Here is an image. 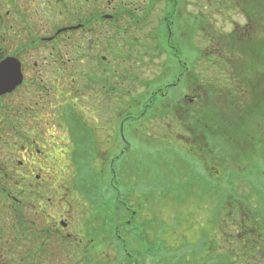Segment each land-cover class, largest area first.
Masks as SVG:
<instances>
[{
	"label": "flooded vegetation",
	"instance_id": "1",
	"mask_svg": "<svg viewBox=\"0 0 264 264\" xmlns=\"http://www.w3.org/2000/svg\"><path fill=\"white\" fill-rule=\"evenodd\" d=\"M158 1L0 0V190L37 243L67 256L60 264H85V257L95 255V171L103 182V171L109 170L110 179L118 177L117 183L106 182L117 191L131 138L144 137L141 117L147 109L154 104L161 110L156 116L165 115L169 125L181 121L178 106L165 103L172 101L174 87L168 85L175 82L163 86V75L187 77L183 100L192 106L199 99L193 96L194 59L183 62L182 71L176 63L165 72L163 54L180 52L174 38L179 1L170 0L172 15L166 12V22L149 29L148 13ZM153 63L155 81L149 82ZM138 82L140 87L133 86ZM103 94L117 100L120 118L95 120V106L106 109L95 99ZM131 94L146 101H137L142 107L135 113L124 101ZM103 138L112 143L105 159L102 151L95 155V140ZM117 199L129 209L125 199ZM131 211L129 231L140 227L149 238L142 225L132 224L136 211ZM74 256L80 262H72Z\"/></svg>",
	"mask_w": 264,
	"mask_h": 264
},
{
	"label": "rangeland",
	"instance_id": "2",
	"mask_svg": "<svg viewBox=\"0 0 264 264\" xmlns=\"http://www.w3.org/2000/svg\"><path fill=\"white\" fill-rule=\"evenodd\" d=\"M178 1L177 12L179 21L176 27L174 26V38L176 44L180 47V55H183L182 57L188 59V61L194 59L195 63L198 60L199 53L206 56L210 55L211 50L207 47L205 34L209 33L211 29H215L222 37H227L236 28L239 31H244L246 28L248 21L246 14L239 9L228 11L227 6H225L228 4L226 1L220 3H218L220 0ZM253 10L256 21L258 20L259 22L255 23V34L248 40H251V50L256 60V54L261 51V48H264V11L261 14L258 5L253 6ZM172 11L173 6L170 0L158 1L153 7V12L151 14L148 13V28L159 29L164 22L163 19L166 12L172 15ZM188 14H190L189 17ZM191 14H194L196 18L195 25L193 26L189 24V19H193ZM242 28L244 29L242 30ZM167 29V27H163V30L166 32ZM204 30L207 33H204ZM165 31L162 33L164 43L167 39ZM245 48L250 49L248 43H246ZM225 54L229 55L227 51H225ZM242 55L244 59L250 60L244 53ZM160 59L159 61L162 60L164 62L165 72L177 66L174 60L171 61L168 53L163 54L162 59ZM155 64L153 63L147 69V79L149 82L155 81ZM255 67L257 71H260V69L264 70V64L262 66L258 59ZM194 69L195 73H199L203 69V63L198 61V64L195 63ZM206 76L207 78L212 76V70L209 67L206 69ZM165 79L167 81L163 83H169L174 79V76L165 74L163 75V80ZM133 86L140 87L139 82ZM184 88L186 90V87L180 84L178 89L174 88L172 90L171 95H173L172 100L175 99V106L178 103L180 105L187 103L186 100H183ZM196 90L195 86L193 96L198 97L199 99L197 100H200V95L196 94ZM260 94L264 95V83L259 88ZM202 95L203 98L207 99L206 92H202ZM259 95L254 96L252 94L253 101L261 100L262 98ZM96 98L99 99L101 105L103 104L102 106L106 109L103 111L101 108L99 109L95 106V120L99 118L103 121H111L120 118V116L118 117V110L115 109L117 106H114L117 100L111 101L104 94L95 96ZM244 98L246 99V96ZM124 101L126 102L125 105H131L132 113H135L138 108L142 107V104L138 105L137 101L146 102L145 100H141L136 94L127 95ZM263 102L262 105L264 107ZM194 105L189 107V115L194 113ZM180 109L178 106V111L181 113ZM182 114L185 115V110L182 111ZM189 118L193 121V116H189ZM141 121L143 125L141 132L144 137L131 138L130 150L124 157L127 168L125 173L121 175L122 182L118 185L117 191H112V195L114 197L118 195L128 202L127 207L130 210L124 206H119L126 211V218L129 215L131 216V210L136 211L132 224H136L137 227L138 225H142V229H146L145 232L148 234L149 241L154 244H151L150 249L147 241L142 240L144 233L140 227H138L136 233L133 230L132 233H127L125 226L119 228L118 232L121 233H119V236L123 237V240H127L126 243L123 241L119 242L113 234L109 233L110 225H106L107 220L105 221L102 217H105L107 214L112 215L116 213V208L106 205V200L102 196L104 193L100 190L99 195L102 197V200L99 202V206L97 205V201H95V255L85 257L84 263L109 264L110 261H113L116 264L117 262H125L126 253L120 250L119 246L122 243L125 244V248L129 252L138 255L139 260L142 255L137 253H141L140 251H142L143 254L147 255V252L151 251L152 259L147 258L146 264H230L227 263L226 258L223 263L218 254L223 253L225 256L226 252L228 254L232 252L226 248L227 240L223 234L226 229L228 232H232L231 226L229 227L228 225L233 219L231 214L233 212L236 215L241 214L243 210L255 213L262 212L261 209H264V197L259 199L258 194H255L251 201L243 202L244 205L239 208V212L230 204L232 202L226 197L227 194L234 195L233 197L230 196L231 198L252 196V189L255 187L253 178L249 177L246 182L243 178L238 179L239 181L235 180L233 189L228 187L225 177L221 183H213L210 178H207V175L212 174L213 166L220 167L219 161H213V164L210 163L207 168L204 166L205 164L202 159L204 155L200 149L198 147L197 149L189 148V145L186 143L189 135L187 136L188 132L186 128L181 126L183 121L177 124L171 122L169 125V119L162 121L155 118L145 119L143 116L141 117ZM241 129L243 132H248L255 136V141H262L264 143V136L256 129V125L252 121L245 120ZM184 136L185 138L182 139L181 137ZM105 138H103L102 142L95 140V155L102 151L99 156L103 159L108 157L110 154L108 151L112 149L110 148L112 143L105 141ZM246 151L244 152L245 157L241 158L239 162L250 165L247 159H255L253 165L256 161L258 162V170H263L264 147L257 152L258 155L255 154L254 156L250 154L252 152L250 149ZM222 152L224 151L222 150ZM222 152L220 155H222ZM233 153L235 152L229 149L228 157L236 161V154L233 157ZM96 164L100 166V160L96 161ZM108 173H110L109 170L103 171V176L106 177L104 182L100 177V182L95 178V183L97 185H100L101 181L103 184H106V182L110 183V181L117 183L118 177L116 180L114 178L110 179ZM222 173H224L223 170ZM85 175H87L86 177L91 176L90 173H86ZM261 179L264 180L263 177ZM256 184L260 186L257 189L264 190V184L259 183L257 179ZM0 198L1 201L4 200L3 197ZM76 219L79 220L80 215L76 214ZM113 223L111 226H115L116 223ZM236 223L233 224L235 225ZM223 225L224 228L222 229L221 226ZM57 259H59L57 264L68 260L67 256ZM236 259L238 260V257Z\"/></svg>",
	"mask_w": 264,
	"mask_h": 264
},
{
	"label": "trees",
	"instance_id": "3",
	"mask_svg": "<svg viewBox=\"0 0 264 264\" xmlns=\"http://www.w3.org/2000/svg\"><path fill=\"white\" fill-rule=\"evenodd\" d=\"M224 1L228 3L225 5L228 11L239 9L246 14L248 18L246 28L244 31H239L236 28L227 37H222L215 29H211L209 33L204 30V33H207L205 34L207 47L211 50V53L207 56L199 53L198 60L195 62L197 64L198 61L203 63V69L199 73H195L196 94L200 95V100L195 101L194 113L190 115L189 107L191 105L188 102L184 105L183 103L181 105L178 103L177 105L181 108V113L179 112V118L183 121L181 126L186 128L188 132L187 136L189 135L186 141L189 148L197 149L198 147L200 149L204 155L202 159L206 168L213 161H219L220 167H214L212 165V174L207 175V178H210L213 183H221L225 177L230 189L234 188L235 180L239 181L238 179L243 178L246 182L249 177L253 178L255 187L252 189V196L231 198L234 195L227 194L226 198L232 202L230 204L239 212V208L244 205L243 202L251 201L255 194H258L259 199L264 197V190L257 189L260 186L256 184V179L259 183L264 184V180L261 179L262 177L264 178V169L261 171L258 170V162L256 161L253 165L255 159H247L250 165L239 162L241 158L245 157L244 152H247V149H250L252 151L250 154L254 156L255 154L258 155L257 152L264 147L262 141H255V136L248 132H243L241 129L243 122L250 120L264 136V107L262 105L264 95H259V88L264 83V70L260 69V71H257L255 67L257 59L262 66L264 64V48H261V51L256 54L257 58L255 60L253 51L251 50V40H248L255 34V23L259 22L258 20L256 21L253 6L258 5L259 11L261 10V14H263L264 0H220L218 3ZM165 33L168 35V31H165ZM165 43L166 46L167 42ZM246 43L249 44L250 49L245 48ZM225 51L229 55H226ZM167 53L171 61L174 60L175 63L180 64L181 71L183 62L186 65L189 62L188 59L182 57L183 55H180V52L177 54V52L170 49ZM242 53L248 56L250 60L244 59ZM207 67L212 70V76L210 78L206 76ZM164 81H167V79ZM172 81L175 82V85H168L170 88L174 87L178 89L180 84L186 88L188 87L187 77L179 81L174 77ZM166 85L167 82L163 83V86ZM202 92H206L207 99L202 97ZM252 94L254 96L259 95L262 99L253 101ZM245 96L246 99L244 98ZM168 102L174 106L176 104L175 99L172 101L165 100V103ZM165 106L169 108L168 105ZM168 108L164 110L165 114L170 110ZM183 110H185V115L182 114ZM160 111L153 104L150 106V109H147L143 117L145 119H159L160 115L156 116V113ZM189 116H193V121ZM165 119L167 117L162 115V121ZM229 149L235 152L232 155L234 157L236 154V161L228 157ZM221 152L222 155H220ZM221 168L224 173H222ZM96 174L95 171V178L100 182L99 179L101 176ZM100 190L104 193L102 196L106 200V205L108 207L111 205L116 208V213L101 217L105 221L107 220L106 225L111 226L113 222L116 223H113L115 226H109L110 229L108 231L117 240H123V237H117L120 233L118 232L119 228L125 226L127 233H132V231H129L130 227L127 223L126 211L119 207L121 203L117 198L122 197L118 195L114 197L112 195L113 190L108 189L107 185L103 184L102 181L100 185L95 183V201H97L98 206L102 200V197L99 195ZM0 195L4 199L3 201L0 200V264H57L59 262L57 258L63 257L61 256L62 253L59 254L58 250L37 243L35 235L30 230V225L19 221L15 216L13 208L9 204L11 200L6 191L0 190ZM234 202L236 203L235 205ZM261 210L262 212L260 211L259 213L243 210L241 214L236 215L234 212L231 214L233 219L231 218L232 222H229L228 225L229 227L231 226L232 232L224 229L226 235L224 232L223 234L227 240L226 248L232 252L229 254L226 252L225 256L223 253L218 254V257L222 259L223 263L226 258L227 263L230 264H264V209ZM230 223L236 224L232 225ZM224 225L221 226L222 229ZM110 239L112 238L110 237ZM143 239L147 241L151 249V244L154 243H151L145 236H142ZM50 241L53 244L52 238ZM126 241L123 240L124 243ZM119 246L120 250H123L125 253V244L121 243ZM140 252L137 253L142 255L140 260L137 257L138 255L130 253V256L126 254L125 262H117L116 264H141L145 258L150 259L152 257L151 251L147 252V255L143 254L142 251ZM74 257V260H71L72 262H80L79 256ZM237 257L238 260L236 259ZM109 264L114 263L110 261Z\"/></svg>",
	"mask_w": 264,
	"mask_h": 264
}]
</instances>
